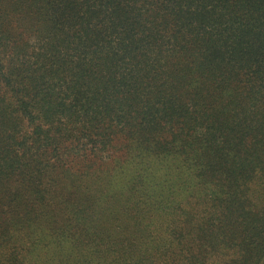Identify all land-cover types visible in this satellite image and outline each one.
<instances>
[{
  "label": "trees",
  "instance_id": "trees-1",
  "mask_svg": "<svg viewBox=\"0 0 264 264\" xmlns=\"http://www.w3.org/2000/svg\"><path fill=\"white\" fill-rule=\"evenodd\" d=\"M0 264H264V0H0Z\"/></svg>",
  "mask_w": 264,
  "mask_h": 264
}]
</instances>
